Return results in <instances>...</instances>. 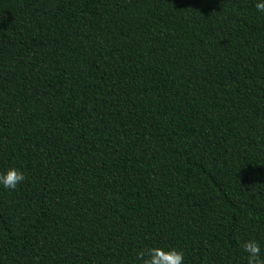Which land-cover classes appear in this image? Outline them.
I'll list each match as a JSON object with an SVG mask.
<instances>
[{"label": "trees", "instance_id": "trees-1", "mask_svg": "<svg viewBox=\"0 0 264 264\" xmlns=\"http://www.w3.org/2000/svg\"><path fill=\"white\" fill-rule=\"evenodd\" d=\"M256 0H0V264H247L264 247Z\"/></svg>", "mask_w": 264, "mask_h": 264}, {"label": "clouds", "instance_id": "clouds-1", "mask_svg": "<svg viewBox=\"0 0 264 264\" xmlns=\"http://www.w3.org/2000/svg\"><path fill=\"white\" fill-rule=\"evenodd\" d=\"M255 8L258 13H264V0H256ZM24 180V172L15 167L0 172V187L4 189L15 190ZM242 247L247 264H264V247L258 241L246 240ZM138 259L142 264H184V253L176 248L150 247L141 251Z\"/></svg>", "mask_w": 264, "mask_h": 264}]
</instances>
